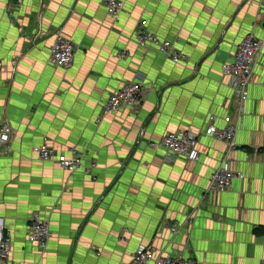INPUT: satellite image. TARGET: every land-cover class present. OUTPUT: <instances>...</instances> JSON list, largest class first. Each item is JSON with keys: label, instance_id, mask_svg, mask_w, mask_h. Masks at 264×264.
<instances>
[{"label": "crops", "instance_id": "obj_1", "mask_svg": "<svg viewBox=\"0 0 264 264\" xmlns=\"http://www.w3.org/2000/svg\"><path fill=\"white\" fill-rule=\"evenodd\" d=\"M121 1L114 20L101 0H0V119L14 129L0 153V214L11 264H130L147 246L195 264H264V49L229 155L244 178L202 200L228 149L202 133L212 115L220 127L237 120L222 65L248 34L263 37L264 1ZM141 20L174 43L180 63L137 44ZM60 33L78 47L64 69L49 62ZM138 73L150 87L143 104L103 117ZM178 130L201 134L198 161L160 146ZM43 143L56 154L78 148L97 167L70 174L36 157ZM37 211L50 221L45 252L28 240Z\"/></svg>", "mask_w": 264, "mask_h": 264}, {"label": "built area", "instance_id": "obj_2", "mask_svg": "<svg viewBox=\"0 0 264 264\" xmlns=\"http://www.w3.org/2000/svg\"><path fill=\"white\" fill-rule=\"evenodd\" d=\"M264 1V0H260ZM21 2V1H19ZM105 6L108 16L111 19H118L124 10V2L121 0H101ZM148 22L141 20L136 30V42L141 48L154 47L162 56L174 63H180L183 58L182 52L178 51L172 41L164 40L150 32L147 28ZM263 37L256 38L248 34L238 45L233 61L222 65L223 74L230 79L231 88L235 99V122L226 121L222 127L216 124L214 115L209 117L208 124L202 135L204 137L215 138L227 144V155L221 160L219 167L210 175L209 187L202 196V200H207L215 194L224 193L234 179H243L242 172L233 171L229 164V155L237 148L236 138L239 129L238 120L245 113V106L249 99V87L252 84L255 69L264 49V25L262 26ZM77 45L63 34H58L50 49L49 62L58 68H68L72 65ZM123 53L121 57H125ZM3 65L0 63V73ZM150 87L146 84L144 76L140 73L135 75V80L124 85L118 92L111 95L102 106V115L106 117L119 111H134L140 107L148 96ZM14 129L9 123L0 119V153L9 149L13 141ZM201 134L190 130H178L168 133L161 141L163 147L170 156L182 157L191 161L199 160V144ZM155 147V144H152ZM33 153L42 161L54 160L62 169L70 174H75L88 162L90 167L95 169L97 164L93 160L85 162V153L78 148L70 147L65 152L56 154L54 148L43 143L34 147ZM191 222L188 217L186 223ZM173 233L179 231L177 225L169 226ZM127 233V231H125ZM51 238L50 221L44 218L39 211L34 212L30 217V231L28 240L37 245L42 252L48 248ZM13 252V237L6 230L5 218L0 214V264H11ZM195 264L190 257H173L159 251L153 246L140 247L132 256L130 264Z\"/></svg>", "mask_w": 264, "mask_h": 264}, {"label": "trees", "instance_id": "obj_3", "mask_svg": "<svg viewBox=\"0 0 264 264\" xmlns=\"http://www.w3.org/2000/svg\"><path fill=\"white\" fill-rule=\"evenodd\" d=\"M262 231V229L261 230H258V232H261Z\"/></svg>", "mask_w": 264, "mask_h": 264}]
</instances>
